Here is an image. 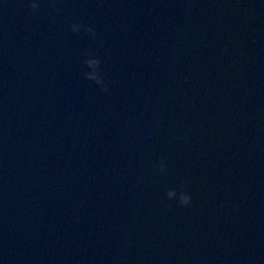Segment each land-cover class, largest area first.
Returning a JSON list of instances; mask_svg holds the SVG:
<instances>
[{
  "label": "water",
  "instance_id": "1",
  "mask_svg": "<svg viewBox=\"0 0 264 264\" xmlns=\"http://www.w3.org/2000/svg\"><path fill=\"white\" fill-rule=\"evenodd\" d=\"M38 2L0 0V264H264V0Z\"/></svg>",
  "mask_w": 264,
  "mask_h": 264
},
{
  "label": "clouds",
  "instance_id": "2",
  "mask_svg": "<svg viewBox=\"0 0 264 264\" xmlns=\"http://www.w3.org/2000/svg\"><path fill=\"white\" fill-rule=\"evenodd\" d=\"M58 2L59 0H50L52 9L56 15H59L62 11L61 7L57 6ZM28 7L31 9L32 15H36L39 11L40 4L38 0H29ZM71 31L76 34L83 33L92 40H96L98 35L95 28L87 24L73 23L71 25ZM99 43L102 45L104 41L100 40ZM82 56L84 58L81 69L83 78L96 85L101 93H108L109 87L102 75L101 59L94 53L87 51L83 52ZM167 168V162L164 159H161L158 165H153V171L156 174H166ZM187 189L188 181L185 180L178 187L170 188L166 193V197L169 201L177 200L182 207H188L192 203V196Z\"/></svg>",
  "mask_w": 264,
  "mask_h": 264
}]
</instances>
